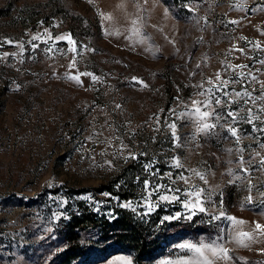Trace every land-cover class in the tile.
Here are the masks:
<instances>
[{
  "label": "rangeland",
  "instance_id": "obj_1",
  "mask_svg": "<svg viewBox=\"0 0 264 264\" xmlns=\"http://www.w3.org/2000/svg\"><path fill=\"white\" fill-rule=\"evenodd\" d=\"M261 61L264 0H0V264H177L189 242L264 264ZM79 214L163 235L140 259L88 219L66 262Z\"/></svg>",
  "mask_w": 264,
  "mask_h": 264
},
{
  "label": "trees",
  "instance_id": "obj_2",
  "mask_svg": "<svg viewBox=\"0 0 264 264\" xmlns=\"http://www.w3.org/2000/svg\"><path fill=\"white\" fill-rule=\"evenodd\" d=\"M61 6L62 5L60 3L59 10L64 13L65 17L69 16ZM74 18L75 17L70 16V19ZM68 24L71 26L70 23ZM88 219L92 224H100L102 228L100 239L103 242L115 238L117 242L134 247L139 253L140 259L143 255L152 258L155 252V246L163 235V231L142 228L136 225L127 214H123L113 220L108 218L97 219L89 215H75L69 223L65 235L69 244H71V247L63 254V258L66 262H70L82 253L80 250L81 242L79 240V230L88 224Z\"/></svg>",
  "mask_w": 264,
  "mask_h": 264
},
{
  "label": "snow or ice",
  "instance_id": "obj_3",
  "mask_svg": "<svg viewBox=\"0 0 264 264\" xmlns=\"http://www.w3.org/2000/svg\"><path fill=\"white\" fill-rule=\"evenodd\" d=\"M233 23H236V22L233 21ZM9 43H11V41H9ZM239 51H243V50L239 49ZM261 63H264V61H261ZM236 67L245 68V67H247V65H237ZM234 70L235 69H233V71ZM73 78L79 80L78 77H73ZM217 79L218 80L220 79V75L219 74H217ZM253 79H255V77H253ZM236 82H239V81H236ZM209 83H211V81H209ZM226 86H227V81H221V85H218V87H224V88H226ZM262 87H264V83H262ZM235 95L236 96H241L242 93L237 92V93H235ZM243 95L244 96H251V93L245 91V92H243ZM260 98H264V97H258L257 99H260ZM215 102H216V104H220V100L219 99H217ZM262 111H264V109H262ZM196 112L200 113L201 119L209 117V115H210V113L207 112V111L200 112L199 108L196 109ZM226 115L231 117L233 122L236 120V116L232 112H228ZM214 118L216 120H219L220 116L216 115ZM249 122H251V121H249ZM171 127L174 128L175 125L173 124ZM212 127H215V125H209L208 123H204L202 130H208V129L212 128ZM229 131L231 132V134L233 136H236L237 133H236V129L235 128H230ZM177 166L178 167H182V165L179 164V161H177ZM196 174L200 175L199 173H196ZM180 178L182 180H184L185 182H187V178L186 177L181 176ZM200 178L203 180L204 176L201 175ZM145 187H146V189H149L148 196H151L154 192L159 191V188L161 186L160 185L152 186V185L149 184V182L146 181L145 182ZM169 191H172V190H169ZM174 191H175V193H179L181 190L179 188H177ZM202 192H203L202 189H195L194 191L185 192L184 193L185 200H184L183 206L186 209H189V211L191 213L189 215V217H188L189 219H191V215H194L197 210L200 211V212H204L205 211L204 207L200 203ZM159 199L160 200H164V201H168V200H178V199H180V197L178 195H175V194L172 195V196L160 195ZM249 199H251V197H249ZM147 207L149 208V211H151V208H152L151 203H149L147 205ZM173 218H175V217H167L166 219H173ZM228 219L236 220L235 217H229ZM236 223H238V224L239 223H243V221L236 220ZM260 227H261L260 225H257L258 229ZM244 238H250V237L248 236L247 233H240V236L238 238V243L244 244ZM244 246H247V245L244 244ZM178 247L180 249H186L189 252L195 254L197 256V259L182 258V259H179L177 261V264H213V261L211 259H209L205 255L206 251H210L213 256H220L221 258H224V259H230L231 258V257L228 256V249L225 248V247H222L220 245H217L216 247H214L212 244L201 243V244L197 245L195 243H190L189 242V243H182V244L178 245ZM165 264H170V262L166 261Z\"/></svg>",
  "mask_w": 264,
  "mask_h": 264
}]
</instances>
